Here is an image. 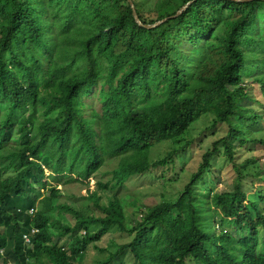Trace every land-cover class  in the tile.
I'll use <instances>...</instances> for the list:
<instances>
[{"label":"trees","instance_id":"trees-1","mask_svg":"<svg viewBox=\"0 0 264 264\" xmlns=\"http://www.w3.org/2000/svg\"><path fill=\"white\" fill-rule=\"evenodd\" d=\"M133 1L141 20L152 24L191 0H155L149 7L148 0ZM262 52L264 0H194L154 28L136 22L128 0H0V157L10 158L17 170L0 179V264H81L79 255L102 238L109 224L133 238L103 264L126 249L141 264H264L260 200L241 185L214 193L208 230L199 205L200 199L204 205L209 200L195 188L220 142L233 159L236 144L248 141L243 128L259 115L241 103L250 98L245 74L248 62ZM255 80L264 95V74ZM97 87L101 114L89 111L84 100ZM17 111L24 112L19 120L13 118ZM206 113L215 115V124L231 122L229 131L207 150L176 200L145 208L129 227L119 197L104 205L91 191L89 198L104 215L62 205L74 211V227L85 230L68 246L59 245L73 227L38 206L41 181L89 180L113 159L118 161L115 181L99 186L123 184L163 164L169 155L151 162V148L181 136ZM16 122L19 144L3 155ZM59 192L53 187L49 202ZM224 218L233 219L240 236L218 232ZM91 224L101 227L92 232ZM33 228L39 230L27 244L24 234Z\"/></svg>","mask_w":264,"mask_h":264},{"label":"rangeland","instance_id":"rangeland-1","mask_svg":"<svg viewBox=\"0 0 264 264\" xmlns=\"http://www.w3.org/2000/svg\"><path fill=\"white\" fill-rule=\"evenodd\" d=\"M155 0L146 1V7L153 4ZM248 73L245 74L247 87L250 92L249 99H242L241 103L253 109V112L259 116L253 119L243 128L248 141L236 144L234 158L231 159L226 154L222 142L217 146L210 166L203 170L202 178L196 183L195 188L203 198H208L207 205L200 199L199 215L203 225L210 230L212 228V213L216 206L212 200L214 193L235 190L239 185L247 191L251 198L260 200L261 207L264 209V200L260 199V194L264 193V143L254 142L252 140L264 139V95L261 84L255 78L264 74V52L260 53L257 59L248 62ZM89 105V111H96L101 114L102 102L99 95V87L94 88L93 92L84 97ZM2 109V108H1ZM3 111V110H2ZM24 112L17 111L13 116L19 120ZM37 119L42 120L43 115L37 113ZM215 115L206 113L199 117L189 129L181 136L163 140L156 143L150 150L149 159L151 162L166 158L163 164L152 166L149 170L136 173L120 185L110 183L108 188H101L99 183L113 182V170L118 165L117 160L108 162L100 171L93 174L89 180L76 179L71 182L58 183L56 180H43L39 184L40 199L38 206L44 209L52 210L53 216L65 223H71L73 230L70 234L63 236L59 240L60 246H68L75 241V237L83 233L85 228L76 229V215L74 211H69L62 207L68 205L73 210L82 211L85 215L101 216L104 213L89 198L91 191H97L101 197V204L107 205L114 196L119 197L121 204L127 214V225L129 227L137 224L142 218L145 208L166 200H176L184 190L191 177L199 169L204 154L211 149L214 141L223 138L229 131L231 122L214 123ZM257 119V120H256ZM237 123V121L233 120ZM13 138L3 144V155L9 154L12 149L19 144L18 124H13ZM6 148H9L8 151ZM171 155V156H170ZM11 167L4 169L5 165ZM17 170L12 166L10 158L0 157V179H7L15 176ZM49 175L50 171L46 170ZM59 188L60 192L52 202L51 189ZM210 192V194H208ZM203 204V205H202ZM37 209V208H36ZM33 210V213L36 211ZM220 216L216 217V222H220ZM232 218H224V223L219 230L227 229L236 236H240L239 229L232 225ZM101 224L89 225V230L97 231ZM260 229V253L264 255V223L259 225ZM55 235V229L52 228ZM133 235L126 230L120 229L118 224H109L106 227L105 234L99 241H91L87 244L85 253L79 255L82 259L81 264H103V260L108 258L109 254L115 252L120 244L129 242ZM28 244V243H27ZM25 250L29 248L24 245ZM109 264H141L133 253L126 249ZM188 264H194L188 261Z\"/></svg>","mask_w":264,"mask_h":264},{"label":"water","instance_id":"water-1","mask_svg":"<svg viewBox=\"0 0 264 264\" xmlns=\"http://www.w3.org/2000/svg\"><path fill=\"white\" fill-rule=\"evenodd\" d=\"M130 5H131V8H132V11H133V15H134V18L136 20V22L140 25V26H143V27H146V28H154V27H157L159 26L160 24H162L163 22H165L166 20L172 18V17H177L178 15H180L183 11H185L191 4L194 0H191L189 2H187L186 4H184L174 15H171V16H167L163 19H160L152 24H148V23H144L138 12H137V9H136V6H135V3L133 0H128ZM237 1H245V0H237Z\"/></svg>","mask_w":264,"mask_h":264},{"label":"built area","instance_id":"built-area-1","mask_svg":"<svg viewBox=\"0 0 264 264\" xmlns=\"http://www.w3.org/2000/svg\"><path fill=\"white\" fill-rule=\"evenodd\" d=\"M33 208L30 210V212L31 213H33ZM39 229L38 228H33L32 230H31V233H25L24 234V238H25V241H26V243H29L30 242V240H31V234H33V233H35V232H37Z\"/></svg>","mask_w":264,"mask_h":264}]
</instances>
